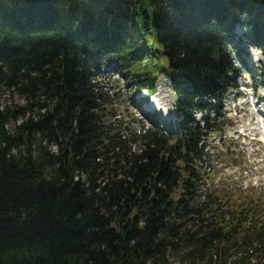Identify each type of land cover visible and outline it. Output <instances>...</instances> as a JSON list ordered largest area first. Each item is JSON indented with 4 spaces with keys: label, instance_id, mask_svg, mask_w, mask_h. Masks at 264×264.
I'll return each mask as SVG.
<instances>
[{
    "label": "trees",
    "instance_id": "obj_1",
    "mask_svg": "<svg viewBox=\"0 0 264 264\" xmlns=\"http://www.w3.org/2000/svg\"><path fill=\"white\" fill-rule=\"evenodd\" d=\"M251 46L264 0H0V89L24 101L0 106V264H262L264 196L207 186L202 142L228 124L192 117L223 110ZM112 63L149 95L170 80V133L106 122Z\"/></svg>",
    "mask_w": 264,
    "mask_h": 264
},
{
    "label": "rangeland",
    "instance_id": "obj_2",
    "mask_svg": "<svg viewBox=\"0 0 264 264\" xmlns=\"http://www.w3.org/2000/svg\"><path fill=\"white\" fill-rule=\"evenodd\" d=\"M247 30L244 25H238L235 29L240 36H244ZM244 40L246 41L245 38ZM150 43L154 50L158 48L155 41L150 39ZM148 57L151 55L148 54ZM154 62L160 66L168 65L166 57L161 53H157ZM145 64L146 62L143 63ZM262 75L264 54L251 46L247 66L239 64L238 73L234 75L236 86L228 92L222 111L215 112L219 105L214 101L197 99V103L205 106L207 112L195 111L192 115L195 121L203 124V117L209 115L215 119L217 125L228 124L225 132L212 134L202 142L207 153L203 162L208 171L207 186L220 183L226 190H236L240 184H244V188L251 194L264 196V134L253 133L248 137L242 134L245 123L251 117H254L253 123L256 125L250 126V129L256 127L257 131L261 129L264 132ZM96 83L102 92V103L107 113L106 122L123 137L140 134L143 128L154 125L170 133L169 125L181 120L176 108V95L170 80L165 76L159 78L155 93L149 97L145 95V91L139 92L136 89L130 75L120 71L116 63L104 67L96 76ZM23 103V100L16 96L10 97L0 89V106ZM150 105L153 107L149 109ZM260 146L262 149L258 151ZM138 147L139 144L135 143L132 150H137ZM168 259V262L161 264H186L176 254L170 255ZM205 263L204 261L202 264Z\"/></svg>",
    "mask_w": 264,
    "mask_h": 264
},
{
    "label": "bare ground",
    "instance_id": "obj_3",
    "mask_svg": "<svg viewBox=\"0 0 264 264\" xmlns=\"http://www.w3.org/2000/svg\"><path fill=\"white\" fill-rule=\"evenodd\" d=\"M152 107H153L152 105L148 106L149 109L152 108ZM253 119H254V117H251V118H249V122L245 123V130L243 131V133L245 134L246 137H248L249 135H253V133H255V135H258L260 133L264 134L263 130H261L260 128H259L260 130H258V131L256 130V127L252 128L253 130L250 129L252 127V125H254V126L256 125V124L253 123ZM261 149H262V147L260 146L258 151H260Z\"/></svg>",
    "mask_w": 264,
    "mask_h": 264
},
{
    "label": "water",
    "instance_id": "obj_4",
    "mask_svg": "<svg viewBox=\"0 0 264 264\" xmlns=\"http://www.w3.org/2000/svg\"><path fill=\"white\" fill-rule=\"evenodd\" d=\"M170 148H171V144H169L166 148V150L164 151L165 154L170 152Z\"/></svg>",
    "mask_w": 264,
    "mask_h": 264
}]
</instances>
